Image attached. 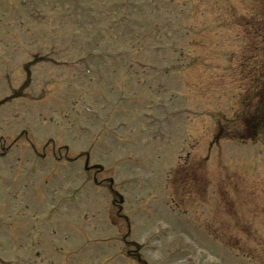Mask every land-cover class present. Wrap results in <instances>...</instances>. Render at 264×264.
I'll use <instances>...</instances> for the list:
<instances>
[{"label":"rangeland","instance_id":"374dc122","mask_svg":"<svg viewBox=\"0 0 264 264\" xmlns=\"http://www.w3.org/2000/svg\"><path fill=\"white\" fill-rule=\"evenodd\" d=\"M262 48L264 0H0V264H264Z\"/></svg>","mask_w":264,"mask_h":264}]
</instances>
